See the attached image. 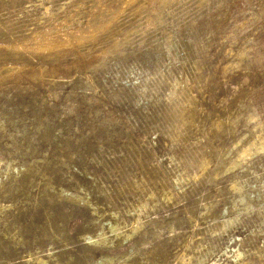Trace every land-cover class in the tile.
I'll return each instance as SVG.
<instances>
[{
	"label": "rangeland",
	"instance_id": "rangeland-1",
	"mask_svg": "<svg viewBox=\"0 0 264 264\" xmlns=\"http://www.w3.org/2000/svg\"><path fill=\"white\" fill-rule=\"evenodd\" d=\"M0 264H264V0H0Z\"/></svg>",
	"mask_w": 264,
	"mask_h": 264
},
{
	"label": "bare ground",
	"instance_id": "bare-ground-1",
	"mask_svg": "<svg viewBox=\"0 0 264 264\" xmlns=\"http://www.w3.org/2000/svg\"><path fill=\"white\" fill-rule=\"evenodd\" d=\"M248 154H249V151H243V152H242V155H243V156H247Z\"/></svg>",
	"mask_w": 264,
	"mask_h": 264
}]
</instances>
